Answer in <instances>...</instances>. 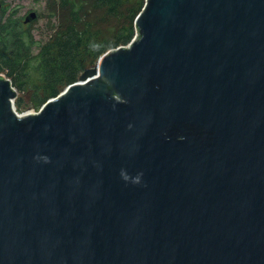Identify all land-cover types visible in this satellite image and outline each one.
Returning <instances> with one entry per match:
<instances>
[{"label": "water", "instance_id": "95a60500", "mask_svg": "<svg viewBox=\"0 0 264 264\" xmlns=\"http://www.w3.org/2000/svg\"><path fill=\"white\" fill-rule=\"evenodd\" d=\"M135 23L37 112L0 73V264H264V0Z\"/></svg>", "mask_w": 264, "mask_h": 264}, {"label": "trees", "instance_id": "16d2710c", "mask_svg": "<svg viewBox=\"0 0 264 264\" xmlns=\"http://www.w3.org/2000/svg\"><path fill=\"white\" fill-rule=\"evenodd\" d=\"M86 1L60 0L69 11L70 24L36 45L20 17L11 12L5 18L6 9L0 0V71L19 93L30 95L38 105L57 96L107 51L129 44L137 34L135 20L144 0L134 10L128 9L130 0H91L96 9L113 18L121 19L125 10L130 12V20L120 22L107 34L89 23L84 25L79 14Z\"/></svg>", "mask_w": 264, "mask_h": 264}, {"label": "rangeland", "instance_id": "374dc122", "mask_svg": "<svg viewBox=\"0 0 264 264\" xmlns=\"http://www.w3.org/2000/svg\"><path fill=\"white\" fill-rule=\"evenodd\" d=\"M2 5L6 9L5 18L12 12L15 16L20 17L22 22L30 30V38H33L36 45L47 41L49 38L55 36L63 27L70 24L71 18L69 11L63 8L60 0H1ZM146 1V0H144ZM130 10H134L140 4V0L129 1ZM36 11L38 16L30 22H24L26 17L32 12ZM84 25L89 23L94 29H102L104 34L109 33L117 28L120 22H127L130 17L129 11H124L122 18H113L105 12L94 7L91 0H87L84 8L79 14ZM95 64L90 67H94ZM5 77L7 74L2 73ZM64 89V88H63ZM62 89V90H63ZM31 96L23 93H18L15 98L16 110L19 113H27L32 111H39L43 104L38 105L31 100Z\"/></svg>", "mask_w": 264, "mask_h": 264}, {"label": "bare ground", "instance_id": "6f19581e", "mask_svg": "<svg viewBox=\"0 0 264 264\" xmlns=\"http://www.w3.org/2000/svg\"><path fill=\"white\" fill-rule=\"evenodd\" d=\"M32 112H34V111H32ZM27 113H31V112H27ZM24 114H26V113H24Z\"/></svg>", "mask_w": 264, "mask_h": 264}]
</instances>
